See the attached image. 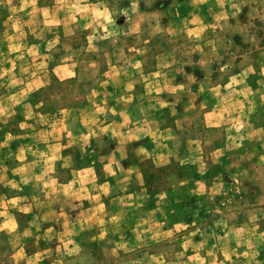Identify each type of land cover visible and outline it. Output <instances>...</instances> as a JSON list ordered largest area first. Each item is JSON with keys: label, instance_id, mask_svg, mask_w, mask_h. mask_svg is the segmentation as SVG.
<instances>
[{"label": "rangeland", "instance_id": "1", "mask_svg": "<svg viewBox=\"0 0 264 264\" xmlns=\"http://www.w3.org/2000/svg\"><path fill=\"white\" fill-rule=\"evenodd\" d=\"M176 7L0 0V264L264 259V70L247 40L195 64Z\"/></svg>", "mask_w": 264, "mask_h": 264}, {"label": "crops", "instance_id": "2", "mask_svg": "<svg viewBox=\"0 0 264 264\" xmlns=\"http://www.w3.org/2000/svg\"><path fill=\"white\" fill-rule=\"evenodd\" d=\"M170 7L171 6L167 3L165 4L161 2L160 6L156 5L155 9H142V12H145L143 14L147 20L151 19V21L148 23L152 24L154 18L157 17L156 15L161 16L164 11H166L165 14L167 18L169 12L172 13L171 11H168L171 9ZM173 11L174 17H171L167 23H164L166 22V19H163V30L173 33L172 29L175 28L174 23L178 22L177 30L180 34H183L181 37L183 39V46L185 49L187 47H189L191 50L193 49V51H191V55L195 59V64L204 65L210 63L213 58H217L218 56V52H216V50L223 49L222 47L224 44L229 45L228 42L237 40V42L243 43V40H247V42H253V46L258 45L259 50L255 52L256 54H254V56V51H249L253 47L251 46V49L248 48V51L245 52V54L242 53L239 56H243V58L248 57L249 59L252 58L251 61H247V65L251 66V64H256L264 70V37L261 35L264 32V0H178V7H176ZM175 17L177 18L174 19ZM154 26H149V29L150 27L155 28ZM240 37L242 38V41L240 40ZM187 41L191 42L190 45L187 43ZM241 61H243V59ZM63 64H66L65 66H67V63ZM249 71L251 70L249 69ZM262 73L264 75V71ZM187 74L191 76L190 72ZM249 74L251 73H247V76H244L242 80V82H244V84L247 86V89L250 88L249 82L251 81L253 82L252 84H254L255 81H259L257 82L258 87H263L262 89H264V76L258 80L254 77H251ZM248 75L249 80L247 79ZM191 90L193 93L199 91L196 86H193ZM259 92H261L260 94L264 96V90H259ZM229 93L230 91H228L225 96L229 95ZM183 105L185 106V104ZM224 108L225 112L234 113L231 103H227ZM212 112H216V110L212 109L209 111V113ZM228 124L230 125L232 123ZM228 124L226 125L227 128L233 125L232 124L231 126H228ZM243 125L245 127L246 122H244ZM253 125L256 129L262 128L260 125L256 127V123ZM170 130L171 128L168 127L164 131L169 132ZM126 142L128 141L125 140L124 137H120L118 145L125 144ZM166 144H168V142ZM263 157L264 156H261V158ZM241 174H246V169L242 171ZM255 175L256 174H254V176ZM228 236H230L229 232H225L223 235L219 236L222 239L223 244L226 243L225 238ZM234 238L236 240L239 239L238 236L235 235ZM240 245L241 244L237 242L236 244L233 243L232 246L226 245L225 248L220 247L221 249L217 250L216 264L264 263V259L262 260L259 257V251H255L257 253V256L255 255L257 260L252 261L247 259L246 251H243L242 248H240ZM250 253L251 252H249L248 255H250ZM222 255L225 256L226 263L223 261L224 257Z\"/></svg>", "mask_w": 264, "mask_h": 264}]
</instances>
